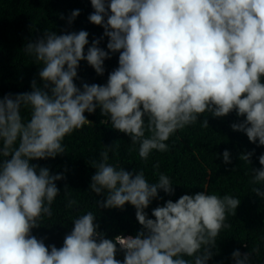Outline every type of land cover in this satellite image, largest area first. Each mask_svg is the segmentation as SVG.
<instances>
[{"label": "clouds", "instance_id": "9594fccd", "mask_svg": "<svg viewBox=\"0 0 264 264\" xmlns=\"http://www.w3.org/2000/svg\"><path fill=\"white\" fill-rule=\"evenodd\" d=\"M88 21L103 28L89 45L86 30L57 34L45 30L24 52L43 66L31 91L0 98V264H208L217 236L241 200L205 190L169 199L151 211L162 191L174 195L171 178L160 173L149 182L143 170L127 171L109 163L111 146L95 162L88 189L101 199L97 207L135 208L141 226L133 235L106 238L97 216L88 211L72 220L63 245L46 246L32 234L53 215L60 195L48 167L32 161L65 153L64 139L92 123L99 109L101 123L129 137L147 161L167 152L178 130L209 128L207 116L235 112L242 120L230 125L250 143L264 146V0H90ZM79 9L67 18L71 25ZM61 19H64L61 16ZM108 38L106 49L100 42ZM88 45L85 51V46ZM119 53L118 67L105 84L81 81L80 62L97 75L104 61ZM22 109L29 113L25 118ZM204 119H201V117ZM253 152L239 160L250 165ZM223 162L231 163L228 150ZM251 168L252 192L264 200V154ZM159 168V164L154 165ZM67 187H65L66 189ZM77 202L70 200L68 207ZM246 246V245H245ZM118 252L123 260L116 259ZM252 252H258L253 249ZM234 264H251L250 253L234 250Z\"/></svg>", "mask_w": 264, "mask_h": 264}, {"label": "trees", "instance_id": "16d2710c", "mask_svg": "<svg viewBox=\"0 0 264 264\" xmlns=\"http://www.w3.org/2000/svg\"><path fill=\"white\" fill-rule=\"evenodd\" d=\"M76 9L80 14L68 25L67 18ZM93 11L90 0H0V98L9 93L31 91L34 78L40 83L38 71L43 65L25 54L24 45L35 42L45 30L58 35L86 30L89 45L93 39L101 37L103 28L88 21ZM107 42L108 38L104 37L99 46L107 50ZM118 56L119 53L111 54V58L104 61L102 76L82 60L77 73L79 79L74 82L78 87L81 81L105 84L109 73L118 67ZM22 115L27 118L29 113L22 109ZM85 115L92 123L65 137L63 155L32 161L40 167H48L51 174L64 176L56 181L60 195L52 206V217H45L40 227L32 229V234L43 239L46 246L60 248L73 228L72 220L88 211L97 216L98 231L106 238L120 234L134 236L140 229L133 206L125 204L122 210L97 207L96 200L102 198L88 189L91 176L95 174V162L100 160L105 146H111L109 163L127 171L143 170L150 183L156 182L160 173L171 178L174 195L160 191L158 195L162 199H154L146 209L149 218L152 209L163 206L165 201L175 202L181 195L202 190L240 199L235 215H229L226 220L230 227L222 229L216 238L215 255L208 264H234L231 253L237 249L242 254L250 253L251 264H264V200L252 192L254 186L249 183L251 168L260 167L258 157L264 154V146L250 143L244 133L231 129L230 125L243 117L238 118L235 112L221 118L209 114V128H202L198 121L178 130L167 141L170 146L167 152L154 151L145 161L138 155V145H133L128 136L107 122L101 123L104 118L99 109ZM225 150L231 154L230 164L223 162ZM244 152H253L250 165L239 160ZM157 163L159 168L154 167ZM70 200L77 203L68 207ZM253 249L258 252H252ZM116 259L123 260V253L118 252Z\"/></svg>", "mask_w": 264, "mask_h": 264}]
</instances>
